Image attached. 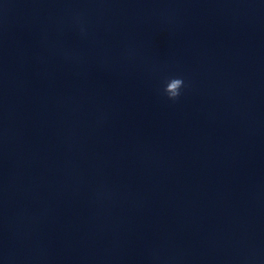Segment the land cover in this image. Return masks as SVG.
<instances>
[{
    "label": "clouds",
    "instance_id": "1",
    "mask_svg": "<svg viewBox=\"0 0 264 264\" xmlns=\"http://www.w3.org/2000/svg\"><path fill=\"white\" fill-rule=\"evenodd\" d=\"M184 86V81L182 78H172L170 79L166 87L164 88L165 94L169 99L175 100L180 95V89Z\"/></svg>",
    "mask_w": 264,
    "mask_h": 264
}]
</instances>
